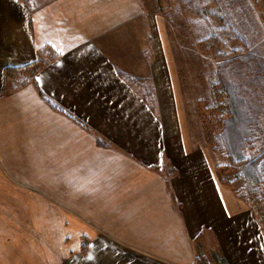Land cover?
Instances as JSON below:
<instances>
[{
  "label": "crops",
  "instance_id": "0c3cea01",
  "mask_svg": "<svg viewBox=\"0 0 264 264\" xmlns=\"http://www.w3.org/2000/svg\"><path fill=\"white\" fill-rule=\"evenodd\" d=\"M53 2L42 25L43 3L0 0V264H264V227L247 235L254 213L209 149L149 145L133 70L100 49L93 16ZM46 47L37 83L4 94L5 69Z\"/></svg>",
  "mask_w": 264,
  "mask_h": 264
},
{
  "label": "rangeland",
  "instance_id": "374dc122",
  "mask_svg": "<svg viewBox=\"0 0 264 264\" xmlns=\"http://www.w3.org/2000/svg\"><path fill=\"white\" fill-rule=\"evenodd\" d=\"M36 1L43 3L33 11L40 24L49 23V15L58 20L54 2ZM53 1L67 3L65 19L81 16L86 22L93 16L95 25H102L96 40L100 49L116 57L119 69L133 70L139 83L134 85L151 105L149 129L157 133L145 141L209 149L218 179L235 178L234 171L223 169L227 149L235 152L229 148L232 124L223 136L218 133L229 119L225 112L232 96L242 128L235 153L259 160L261 200L250 195L247 182L246 206L254 214L242 221L247 235L254 226L264 227V0ZM219 138L222 147L228 144L224 151L211 148ZM253 174L246 172L248 179Z\"/></svg>",
  "mask_w": 264,
  "mask_h": 264
},
{
  "label": "trees",
  "instance_id": "16d2710c",
  "mask_svg": "<svg viewBox=\"0 0 264 264\" xmlns=\"http://www.w3.org/2000/svg\"><path fill=\"white\" fill-rule=\"evenodd\" d=\"M22 2L27 6V8L29 9V12H31L30 0H22ZM41 52H42L41 53L42 57L31 64L21 66V67H8L5 69L4 89H3L4 94L15 92L29 83H37V76L40 70L44 67L45 62L47 60L54 59L57 56V54L53 50H51L49 47L42 49ZM231 99H232V96L229 98V103L228 105H226L228 110L225 112L226 113L225 119L226 118H229V119L226 120V122L221 123L223 124L222 125L223 128H221L218 133L221 134V136H223L222 133L224 134L225 131L228 130V126L232 124L231 125L232 127L231 126L230 127L231 129H233V132L235 133L233 134V137H232L233 139L230 143L232 147H229V148L234 149L236 152L238 149V146L241 143L242 128L240 129L238 127V123H239L238 117L239 116L238 114L236 115V111L234 110L233 102L231 101ZM241 121L243 122L242 118L240 117V123ZM214 143L215 144L211 146L212 149L213 148L215 149V147L219 146V148H221V150L224 151V149L228 148V144L226 145V147L221 146L222 145L221 138L216 140V142L214 141ZM226 152H227L226 159L229 162L223 165V169H231V171H234L235 178L230 180L228 178L222 177L220 178L222 184L232 189L238 198L246 200V196H245V194L247 195L246 183L249 182L250 195L254 197L255 201L258 200L257 198L261 200L260 198L261 192H259L258 190V187H259L258 184L260 183V180H258V173H255V171H258L257 170L258 162H259L258 158L248 160L244 155H242V153H235L234 151H231L230 149H227ZM246 172L254 173L251 179L247 178ZM261 173L262 172L260 171V174ZM200 260L202 264H209V261L204 258Z\"/></svg>",
  "mask_w": 264,
  "mask_h": 264
},
{
  "label": "snow or ice",
  "instance_id": "6c2138e0",
  "mask_svg": "<svg viewBox=\"0 0 264 264\" xmlns=\"http://www.w3.org/2000/svg\"><path fill=\"white\" fill-rule=\"evenodd\" d=\"M37 79H39V78H37Z\"/></svg>",
  "mask_w": 264,
  "mask_h": 264
}]
</instances>
